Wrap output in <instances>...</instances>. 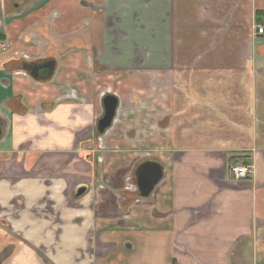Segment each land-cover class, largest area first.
Masks as SVG:
<instances>
[{
  "label": "crops",
  "instance_id": "crops-1",
  "mask_svg": "<svg viewBox=\"0 0 264 264\" xmlns=\"http://www.w3.org/2000/svg\"><path fill=\"white\" fill-rule=\"evenodd\" d=\"M260 26L264 0H0V264H264Z\"/></svg>",
  "mask_w": 264,
  "mask_h": 264
},
{
  "label": "water",
  "instance_id": "water-1",
  "mask_svg": "<svg viewBox=\"0 0 264 264\" xmlns=\"http://www.w3.org/2000/svg\"><path fill=\"white\" fill-rule=\"evenodd\" d=\"M44 68H54V62L46 63ZM104 104V115L99 120L97 125V131L103 133L112 125V121L116 114V109L118 106V99L115 95L108 94L103 99ZM1 132V128H0ZM163 168L162 165L157 161H145L141 163L136 171L138 178V187L140 189L141 196L148 197L151 195L156 185L163 178ZM86 188L80 189V193L85 192Z\"/></svg>",
  "mask_w": 264,
  "mask_h": 264
},
{
  "label": "built area",
  "instance_id": "built-area-1",
  "mask_svg": "<svg viewBox=\"0 0 264 264\" xmlns=\"http://www.w3.org/2000/svg\"><path fill=\"white\" fill-rule=\"evenodd\" d=\"M258 31L259 33H264V27L260 26ZM231 171L235 179H247L252 174V165L245 163H233L231 166Z\"/></svg>",
  "mask_w": 264,
  "mask_h": 264
},
{
  "label": "trees",
  "instance_id": "trees-1",
  "mask_svg": "<svg viewBox=\"0 0 264 264\" xmlns=\"http://www.w3.org/2000/svg\"><path fill=\"white\" fill-rule=\"evenodd\" d=\"M0 39H2V37H0ZM245 164H250V163H245Z\"/></svg>",
  "mask_w": 264,
  "mask_h": 264
}]
</instances>
